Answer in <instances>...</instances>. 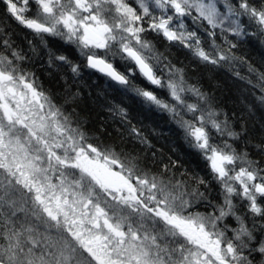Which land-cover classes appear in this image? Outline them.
<instances>
[{
    "label": "clouds",
    "instance_id": "obj_1",
    "mask_svg": "<svg viewBox=\"0 0 264 264\" xmlns=\"http://www.w3.org/2000/svg\"><path fill=\"white\" fill-rule=\"evenodd\" d=\"M240 2L234 0V3ZM242 2L248 5V10L242 9L243 18L252 31L257 23L250 10L264 9V0ZM5 38L16 39L0 31V40ZM56 39L59 45L53 42L51 53L47 49L26 51L23 70L26 75H34L38 91L65 116L70 131L78 137L80 150L134 181V187L148 194L145 207L150 206L155 215L176 228V239L170 252L165 253L166 264H190L189 257L196 246L157 209L169 216H182L186 221L199 214L207 220L209 229L222 237L226 254L227 245L231 244L233 250L245 257L242 264H264V217L242 209L239 201H234L229 208L224 193L210 182L209 173L190 154L203 152L201 141L191 134L190 127H203L214 145H231L235 155L232 170L246 167L247 161L254 157L264 156V79L259 75L264 73V62L241 46L237 49L240 61L206 65L179 42L151 32L144 33V41L150 43L148 47L127 33L107 47L83 50L75 41ZM205 43L210 44V40L206 39ZM125 45L136 48L153 64L162 77L161 84L147 80L136 60L125 51ZM92 55L103 56L127 77V82L99 73L88 62ZM246 62L255 65L257 71L249 72ZM176 67L183 70L184 88L179 100L168 87L169 80L180 79ZM146 80L152 85L148 90L160 89L157 94L161 100L175 105V116L140 94L139 90L147 87ZM189 84L199 94L189 89ZM117 89L125 95L117 96ZM130 97L154 108L160 113V119L125 118L115 105L123 101L130 103ZM124 106L131 114L128 104ZM237 213L241 220L234 224L229 217L236 219ZM257 234H261L259 243ZM30 240L26 246L31 248L38 264H79V259L88 255L71 230L65 232L64 244L60 247L48 245L39 236ZM196 251L202 257L206 255L201 248Z\"/></svg>",
    "mask_w": 264,
    "mask_h": 264
},
{
    "label": "snow or ice",
    "instance_id": "obj_2",
    "mask_svg": "<svg viewBox=\"0 0 264 264\" xmlns=\"http://www.w3.org/2000/svg\"><path fill=\"white\" fill-rule=\"evenodd\" d=\"M242 9L248 10V5L242 0L240 3H234V0H0V22L4 24L0 31L6 37H16L15 40H0V48L4 49L0 51V84L21 81L47 100L38 91L34 75L25 74L22 62L27 59L26 51L47 49L51 53L53 49L50 45L53 42L59 45L58 37L75 41L83 50L107 47L127 33L148 47L150 43L144 41V33L151 32L179 42L183 49L190 50L192 56L206 65L240 61L237 49L241 46L264 62V9L250 10L257 23L252 31L247 27ZM17 28L20 31L17 32ZM206 39L210 40V44L205 43ZM125 51L136 60L147 80L153 84L163 82L153 64L140 51L127 45ZM88 62L99 73L127 82V77L103 56H89ZM246 63L249 72L257 71L255 65ZM176 72L181 74L179 81L169 80L168 87L172 96L179 100L184 88L183 70L176 67ZM259 75L264 79V73ZM147 80V87L139 90L140 94L175 116V105L161 100L157 94L160 89L148 90L152 85H148ZM188 88L199 94L195 86L189 84ZM115 94L125 95L120 89ZM130 101L115 105L125 118L131 116L143 121L160 119V113L143 101H138L136 97H130ZM126 103L132 109L131 114L124 106ZM208 115L211 118V112ZM190 132L201 141L203 149V152L190 154L209 173L210 182L224 193L229 208L234 201H239L242 209L264 217V156L254 157L247 161L246 167L232 170L230 166L235 162V155L231 145H214L203 127H190ZM229 219L237 223L241 220L240 213L236 214V219ZM187 222L194 229L189 235L197 239L198 248L206 254L202 257L198 252L195 261L190 264H242L245 257L233 250L231 244L227 245L229 252L226 254L222 237L209 229L204 217L197 214ZM260 235L257 234V243ZM0 264H16V255L11 247L0 249Z\"/></svg>",
    "mask_w": 264,
    "mask_h": 264
},
{
    "label": "rangeland",
    "instance_id": "obj_3",
    "mask_svg": "<svg viewBox=\"0 0 264 264\" xmlns=\"http://www.w3.org/2000/svg\"><path fill=\"white\" fill-rule=\"evenodd\" d=\"M64 121L58 108L23 82L0 84V183L12 194L26 190L53 224L71 230L88 253L80 259L89 264H166L176 228L145 207L148 194L134 181L81 151ZM156 211L177 227L186 221ZM29 228L23 236L31 243Z\"/></svg>",
    "mask_w": 264,
    "mask_h": 264
},
{
    "label": "trees",
    "instance_id": "obj_4",
    "mask_svg": "<svg viewBox=\"0 0 264 264\" xmlns=\"http://www.w3.org/2000/svg\"><path fill=\"white\" fill-rule=\"evenodd\" d=\"M3 28L4 24L0 22V29ZM16 31L18 32L20 29L17 28ZM64 122L67 125L66 121ZM66 127L70 131L68 125ZM1 174L4 175L5 171L2 170ZM8 189L0 183V249L11 247L16 255V264H38L37 259L31 255V248L26 246V242H29L23 236L27 227L30 225V231H34V239L39 236L53 247H60L64 244L65 233L62 227L53 224L52 219L32 203L29 195L27 197L24 195L27 193L26 190L22 192L15 188L13 191L16 194H12ZM27 206L29 209H26ZM79 264L89 263L80 259Z\"/></svg>",
    "mask_w": 264,
    "mask_h": 264
},
{
    "label": "flooded vegetation",
    "instance_id": "obj_5",
    "mask_svg": "<svg viewBox=\"0 0 264 264\" xmlns=\"http://www.w3.org/2000/svg\"><path fill=\"white\" fill-rule=\"evenodd\" d=\"M179 227L182 228L183 232L188 233V235H189V233L194 232V229L192 228V226L187 221H184L182 223V225H180ZM179 227H178V229H180ZM189 237L193 240L194 244L198 245L197 239H195L193 236H190V235H189Z\"/></svg>",
    "mask_w": 264,
    "mask_h": 264
}]
</instances>
